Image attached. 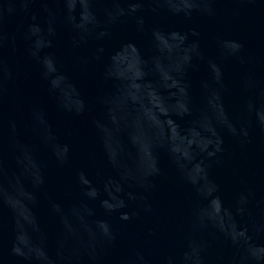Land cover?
Instances as JSON below:
<instances>
[{"label": "water", "instance_id": "1", "mask_svg": "<svg viewBox=\"0 0 264 264\" xmlns=\"http://www.w3.org/2000/svg\"><path fill=\"white\" fill-rule=\"evenodd\" d=\"M0 264H264V0H0Z\"/></svg>", "mask_w": 264, "mask_h": 264}]
</instances>
